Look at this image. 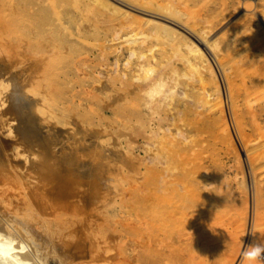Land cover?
<instances>
[{
	"label": "rangeland",
	"instance_id": "obj_1",
	"mask_svg": "<svg viewBox=\"0 0 264 264\" xmlns=\"http://www.w3.org/2000/svg\"><path fill=\"white\" fill-rule=\"evenodd\" d=\"M0 232L12 264H241L264 0H0Z\"/></svg>",
	"mask_w": 264,
	"mask_h": 264
},
{
	"label": "bare ground",
	"instance_id": "obj_2",
	"mask_svg": "<svg viewBox=\"0 0 264 264\" xmlns=\"http://www.w3.org/2000/svg\"><path fill=\"white\" fill-rule=\"evenodd\" d=\"M165 19L168 21L169 19H170V17H168V16H166L165 17ZM175 20V19H174ZM178 20V19H177ZM170 22V21H169ZM177 22V21H176ZM31 131V130H30ZM32 132V131H31ZM29 132L27 131V134H28ZM26 134V135H27ZM169 150V149H168ZM168 153V155H170V159L171 160H169V165H170V167H173V168H175V169H178V168H180V167H182L183 168V161H180L181 159H178V158H176L175 157V155H174V153L175 152H171V150L169 151V152H167ZM168 155H167V157H168ZM43 162V161H42ZM41 162V163H42ZM186 165H187V163H186ZM186 170V169H185ZM74 171V170H73ZM182 171H183V169H182ZM191 171V170H190ZM71 172V171H70ZM75 172V171H74ZM192 173V172H191ZM84 174V173H83ZM175 174H177V173H175ZM188 175V174H187ZM192 175H193V173H192ZM192 175H190L191 177H192ZM194 175H196V174H194ZM77 176V175H76ZM195 177V176H194ZM76 178V177H75ZM193 178V177H192ZM199 179V178H198ZM154 180V179H153ZM156 180V179H155ZM154 180V181H155ZM186 180V179H185ZM191 180V179H190ZM204 180V179H203ZM203 180H200V181H203ZM157 181H158V178H157ZM195 181V180H194ZM197 181V180H196ZM77 182V181H76ZM152 182V181H151ZM203 182H205V181H203ZM193 183V182H192ZM156 183L154 182V186H156L155 185ZM162 184V183H161ZM158 185H160V183H158ZM188 186V185H187ZM192 186H193V184H192ZM158 187V186H157ZM154 188V187H153ZM156 188V187H155ZM171 188H173V187H171ZM157 189V188H156ZM165 189V188H164ZM169 190V189H168ZM149 191V190H148ZM154 192H155V189H154ZM168 192V191H167ZM151 193V192H150ZM170 193V192H169ZM165 194V193H164ZM181 194V193H180ZM186 194V193H185ZM150 195V194H149ZM161 195V194H160ZM172 195H174V194H171V196ZM175 195H177V193L175 194ZM145 196V195H144ZM162 197H163V195H161ZM190 196V195H189ZM183 197V196H182ZM187 197V196H186ZM146 198V197H145ZM165 200V202H166V204H168L169 202H171V201H168L165 197H163ZM184 198V197H183ZM143 199V198H142ZM151 199V198H150ZM158 199H159V201H160V199H162V198H159L158 197ZM185 199V198H184ZM148 200V199H147ZM175 201L173 202V203H171V204H173V205H175V212L177 213V212H179L180 213V211H182V209L184 208V205L183 204H185V202H183L184 200H182V198L181 197H178V195L176 196V198L174 199ZM148 201H150V200H148ZM156 201V200H155ZM141 202H143V201H141ZM158 202V201H157ZM150 203V202H149ZM145 204H147V202L145 203ZM154 204V202L151 204V205H153ZM165 204V205H166ZM148 205V204H147ZM144 207H143V210H145V209H147L146 208V206L145 205H143ZM156 206V205H155ZM154 206V207H155ZM163 206V205H162ZM169 206H171V205H169ZM150 206L148 205V208H149ZM157 207V209L158 210H160V209H162V207H159V206H156ZM171 207H173L174 208V206H171ZM187 207V206H186ZM170 208V207H169ZM142 209V208H141ZM150 209V208H149ZM168 210V209H167ZM169 210H171V209H169ZM138 211V210H137ZM150 211V210H149ZM156 212H159V211H156ZM156 212H155V214H156ZM169 212V211H168ZM140 213V212H139ZM146 213V212H145ZM149 213V212H148ZM150 213H152V212H150ZM163 213V212H162ZM158 214L159 213H157V217H158ZM138 215V214H137ZM144 216V215H143ZM146 216V215H145ZM156 216V215H155ZM163 216V215H162ZM168 216V215H167ZM172 216V215H171ZM153 218V217H152ZM166 218V217H165ZM147 219V218H146ZM155 219V218H154ZM153 219V220H154ZM157 219V218H156ZM155 219V220H156ZM159 219V218H158ZM157 221V220H156ZM160 221H161V219H160ZM162 222H163V224H164V221H163V219H162ZM160 223V222H159ZM158 223V224H159ZM157 224V225H158ZM161 224V223H160ZM159 224V225H160ZM162 224V225H163ZM171 224V223H170ZM178 225V224H177ZM167 226V225H166ZM170 226V225H169ZM46 227V226H45ZM164 227H165V225H164ZM155 228H156V226H155ZM160 228V227H159ZM166 228H168V227H166ZM170 228V227H169ZM182 228V227H181ZM178 229V228H177ZM170 230V229H169ZM163 231V230H162ZM168 231V230H167ZM171 231V230H170ZM164 232H166V231H164ZM169 232V231H168ZM167 232V233H168ZM179 232V231H178ZM174 232H173V230H172V234H173ZM166 234V233H165ZM10 235V234H9ZM168 235V234H167ZM175 235V234H174ZM179 235V234H178ZM173 236V235H172ZM167 237H170V236H167ZM169 244V243H168ZM171 244V243H170ZM12 249H13V247H12V244H11V239H10V237L8 236V233H5V234H3V233H1L0 232V264H12V261H13V257L14 256H16L15 254H13L12 255ZM16 249V248H15ZM17 250V249H16ZM17 259V258H16ZM17 263H22V261H17ZM28 264V263H27Z\"/></svg>",
	"mask_w": 264,
	"mask_h": 264
},
{
	"label": "clouds",
	"instance_id": "obj_3",
	"mask_svg": "<svg viewBox=\"0 0 264 264\" xmlns=\"http://www.w3.org/2000/svg\"><path fill=\"white\" fill-rule=\"evenodd\" d=\"M241 258V264H264V242L253 237V242L243 247Z\"/></svg>",
	"mask_w": 264,
	"mask_h": 264
}]
</instances>
